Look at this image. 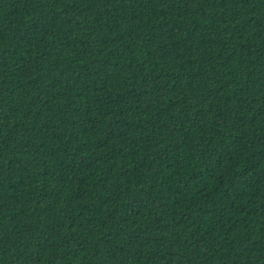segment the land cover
<instances>
[{"label":"trees","instance_id":"obj_1","mask_svg":"<svg viewBox=\"0 0 264 264\" xmlns=\"http://www.w3.org/2000/svg\"><path fill=\"white\" fill-rule=\"evenodd\" d=\"M0 264H264V0H0Z\"/></svg>","mask_w":264,"mask_h":264}]
</instances>
